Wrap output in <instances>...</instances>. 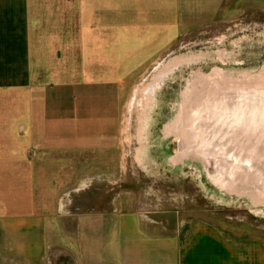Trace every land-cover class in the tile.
I'll use <instances>...</instances> for the list:
<instances>
[{
    "label": "crops",
    "instance_id": "obj_1",
    "mask_svg": "<svg viewBox=\"0 0 264 264\" xmlns=\"http://www.w3.org/2000/svg\"><path fill=\"white\" fill-rule=\"evenodd\" d=\"M243 15L264 27V0H0V264H45L52 203L73 178L92 186L83 234L112 236L110 259L89 251L80 264H264L261 240L98 198L120 171L121 92L163 72L184 35Z\"/></svg>",
    "mask_w": 264,
    "mask_h": 264
},
{
    "label": "rangeland",
    "instance_id": "obj_2",
    "mask_svg": "<svg viewBox=\"0 0 264 264\" xmlns=\"http://www.w3.org/2000/svg\"><path fill=\"white\" fill-rule=\"evenodd\" d=\"M171 59L161 77L154 64L121 92L112 138L120 171L98 195L103 209H119L121 199L124 208L176 212L233 239L264 242V27L246 15L201 27L158 61ZM75 179L52 203L45 264H80L89 251L110 259L112 236L87 238L78 226L81 194L92 186Z\"/></svg>",
    "mask_w": 264,
    "mask_h": 264
},
{
    "label": "bare ground",
    "instance_id": "obj_3",
    "mask_svg": "<svg viewBox=\"0 0 264 264\" xmlns=\"http://www.w3.org/2000/svg\"><path fill=\"white\" fill-rule=\"evenodd\" d=\"M175 62H176V60H174V59H171V61L169 60L166 64H165V66H164V68H163V72H161L160 74H159V76L161 77L162 76V74H164V71L165 70H167V69H169L171 66H173L174 64H175ZM155 78H157L156 76H154V78H153V80L155 79ZM159 78V77H158ZM152 85V84H151ZM151 85L150 84H147L143 89H142V91L145 93V94H148L149 92H150V90H151ZM192 124V119L190 118V122H189V125H191ZM191 128V130H189V128H188V133H190V135H187V137H191V140L194 138V135H195V133H197L196 131H195V129H194V127H193V125H192V127H190ZM187 143V140H183L182 141V145H185Z\"/></svg>",
    "mask_w": 264,
    "mask_h": 264
}]
</instances>
